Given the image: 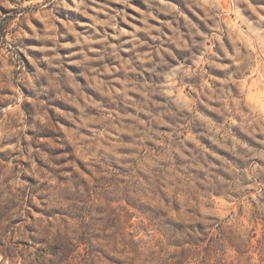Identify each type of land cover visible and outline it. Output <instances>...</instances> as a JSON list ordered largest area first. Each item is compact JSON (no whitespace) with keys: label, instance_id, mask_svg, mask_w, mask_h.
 <instances>
[{"label":"rangeland","instance_id":"obj_1","mask_svg":"<svg viewBox=\"0 0 264 264\" xmlns=\"http://www.w3.org/2000/svg\"><path fill=\"white\" fill-rule=\"evenodd\" d=\"M0 264H264V0H0Z\"/></svg>","mask_w":264,"mask_h":264}]
</instances>
